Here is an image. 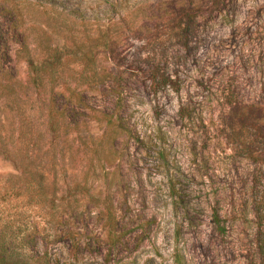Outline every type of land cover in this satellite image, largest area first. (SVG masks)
Listing matches in <instances>:
<instances>
[{
    "label": "rangeland",
    "instance_id": "374dc122",
    "mask_svg": "<svg viewBox=\"0 0 264 264\" xmlns=\"http://www.w3.org/2000/svg\"><path fill=\"white\" fill-rule=\"evenodd\" d=\"M18 10L15 41L40 59L58 49L41 94L115 108L126 130L111 156L104 142L74 141V159L47 175L57 206L71 193L83 243L38 251H69V264H264V0H30ZM19 49L4 62L23 81ZM9 114L1 105V131ZM104 129L92 119L91 134ZM13 174L0 155V179ZM105 202L118 221L112 248Z\"/></svg>",
    "mask_w": 264,
    "mask_h": 264
},
{
    "label": "trees",
    "instance_id": "16d2710c",
    "mask_svg": "<svg viewBox=\"0 0 264 264\" xmlns=\"http://www.w3.org/2000/svg\"><path fill=\"white\" fill-rule=\"evenodd\" d=\"M20 3H30V0H0V32L3 33L0 36V75L9 76L6 84H0V106L7 107L10 113L9 129L0 130V155L11 161L16 170V174L0 179V264H52L56 260L69 264L63 258L69 251L53 254V260L46 258L47 251H38L43 242L76 247L83 243L82 228L75 221V209L69 199L71 193L59 199V205L61 201L65 205L58 209L55 184L51 190L45 179L52 172L55 176L57 163L74 159L71 151L74 141L85 145L84 141H90L91 145L104 142L110 147L107 156H111L115 136L126 130L115 108H88L80 94L72 101L66 99L62 91L55 92L53 87L48 90L49 96L41 94L46 92L44 78L53 76L54 61L59 60L58 49L45 48L40 59L30 53L24 40L15 41L12 30L21 18ZM16 45L20 49L15 55L24 59L28 70L23 81L6 72L4 62L10 60ZM75 48L77 60L89 59L84 46L75 45ZM161 82L168 84L170 80L167 77ZM70 93L73 96L74 92ZM92 119L105 124L104 131L96 137L89 132ZM91 152L98 154L95 150ZM104 204L103 237L112 248L120 243L118 221L112 203ZM35 209L36 214H28Z\"/></svg>",
    "mask_w": 264,
    "mask_h": 264
}]
</instances>
